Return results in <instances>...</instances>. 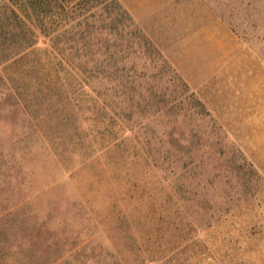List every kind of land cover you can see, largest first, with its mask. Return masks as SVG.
Here are the masks:
<instances>
[{"label":"rangeland","instance_id":"obj_1","mask_svg":"<svg viewBox=\"0 0 264 264\" xmlns=\"http://www.w3.org/2000/svg\"><path fill=\"white\" fill-rule=\"evenodd\" d=\"M26 1L0 0V264H264V0H68L53 40Z\"/></svg>","mask_w":264,"mask_h":264},{"label":"trees","instance_id":"obj_2","mask_svg":"<svg viewBox=\"0 0 264 264\" xmlns=\"http://www.w3.org/2000/svg\"><path fill=\"white\" fill-rule=\"evenodd\" d=\"M27 5L29 6V11L30 13L32 12L33 15L35 16V23L36 25L42 30L43 34H42V37H44L45 39L47 40H53V37L56 38H62V36L60 35H55V36H51V34H48V33H51V32H47L46 29L50 26H54V27H59L61 25H63L62 21L61 20V14L63 13V11L67 10V8L69 7L68 6V0H27ZM112 2V0H111ZM115 5H117L118 7L119 4L117 1H115ZM115 6V7H117ZM88 12H90V9L88 10ZM82 15V14H81ZM122 15H124L125 17H127L128 19H130V16H128L129 14L126 12V10L124 9L123 12H122ZM59 18V19H58ZM76 20V19H75ZM57 21H59L60 23H57ZM78 25L81 24L80 21H77ZM77 25V26H78ZM55 45H58L59 43V40H55ZM24 46H22L23 48H31L33 46H36L35 44L33 43H30V44H23ZM51 51L52 53H55L56 55H53L49 58V61H51L50 63H55L54 61H57V64L58 63H61V64H66L69 65V64H72V63H75L76 61V58H67L65 55H64V52H63V49H60L58 51L54 50L53 48V45H51ZM100 51V50H99ZM106 53H108L109 55V58L111 59V62H109V66L111 67L112 69V51L111 53L110 52H107L106 51H100L99 54L100 56H104ZM62 54V55H61ZM77 58H79V56H77ZM96 61L99 59L100 60V57L99 58H95ZM108 58L107 57H103L100 61V63L103 64L104 61H106ZM99 62V61H98ZM49 63V62H48ZM107 64V63H105ZM110 76H112V72L110 73Z\"/></svg>","mask_w":264,"mask_h":264},{"label":"crops","instance_id":"obj_3","mask_svg":"<svg viewBox=\"0 0 264 264\" xmlns=\"http://www.w3.org/2000/svg\"><path fill=\"white\" fill-rule=\"evenodd\" d=\"M98 79V78H97ZM94 80H92L91 82H93Z\"/></svg>","mask_w":264,"mask_h":264}]
</instances>
